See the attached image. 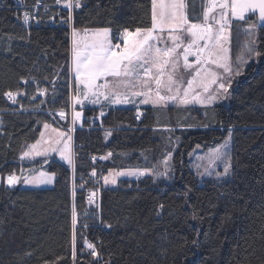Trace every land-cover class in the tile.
<instances>
[{
    "label": "trees",
    "instance_id": "16d2710c",
    "mask_svg": "<svg viewBox=\"0 0 264 264\" xmlns=\"http://www.w3.org/2000/svg\"><path fill=\"white\" fill-rule=\"evenodd\" d=\"M38 1L47 14L26 26L16 1L0 0V109L7 110L0 123V264H264V24L259 59L236 83L231 104L215 107L214 121L184 110L177 125L158 124L152 107L86 106L74 131V169L54 158L37 165L56 175L53 187H11L6 175L27 167L18 161L45 123L69 129L72 122L70 12L59 13L56 0H26ZM195 1L188 0L189 19L200 11ZM149 27L151 0H83L74 12L75 29L109 28L114 42L124 29ZM7 92L16 93L17 104ZM174 125L181 128H164ZM229 131L233 178L201 183L189 153L216 145ZM170 152L169 180L102 183L100 214L88 202L100 170L153 168ZM93 155L102 160L95 164Z\"/></svg>",
    "mask_w": 264,
    "mask_h": 264
},
{
    "label": "snow or ice",
    "instance_id": "6c2138e0",
    "mask_svg": "<svg viewBox=\"0 0 264 264\" xmlns=\"http://www.w3.org/2000/svg\"><path fill=\"white\" fill-rule=\"evenodd\" d=\"M67 7L69 9L73 7V0H67ZM75 7H80L79 0H75ZM201 9L199 14L193 12L192 19H189L188 0H151V27L137 28L134 33L124 29L121 33V42L116 44L110 39L108 28L96 29L91 35L87 30L81 35L79 30L73 28L72 71L75 73L77 85L84 86V99L96 97L91 99V103L95 104L99 103V96L103 95L111 103L121 104L131 102L129 95L143 96L145 99L142 103L151 102L155 105L167 101H178L181 104L193 101L211 104L217 99L224 98L228 93V87L223 81L227 80V84L230 85L234 75L242 74L243 64L246 63L241 55L237 57L239 63L233 66L230 55L233 21H245L247 14H256L258 22L264 23V0H202ZM24 20L27 23V13L24 14ZM256 27L257 24L253 23L245 29L249 39L245 42L244 49L249 58L261 55L259 51H255L256 41L252 38L253 29ZM164 32L168 33L166 40L161 35ZM184 38L189 39L186 46ZM161 41H164V47L158 46ZM167 41H171V46L167 45ZM180 49L182 51H179ZM190 56L195 57L193 62H189ZM181 58L183 69L192 72L191 78L186 81L187 87L177 79ZM109 77L117 81V87H123L126 91L113 90L108 81ZM101 79L105 81L103 84L98 83ZM213 86H216L215 92H212ZM101 88L106 92H101ZM136 88L146 91H132ZM162 91L169 95H161ZM77 93L74 104H82L79 87ZM5 95L15 101L16 93L7 92ZM60 115L63 117L64 113L61 112ZM80 116V112H75L73 123ZM47 127L49 125L45 124V128ZM41 135L43 136V133ZM59 135L63 138L65 134ZM68 140H71L70 136ZM39 143L40 141H37L36 144L29 146V150L25 151L21 158L47 155V149L43 152L37 150ZM55 143H63V149L52 147L50 150L59 151L61 158L74 166L69 144L62 139L56 140ZM226 145L227 141L225 145L214 150L213 160L223 158L225 153L222 152V148ZM230 167V161L225 162L224 172L217 173V176L227 175ZM54 175L41 171L35 176L21 177L13 173L8 175L7 183L9 186H14L21 180L25 184L51 183ZM104 180L105 183L116 182L114 178L109 180V177H104ZM94 195L93 193L92 196ZM92 196L89 197L90 203ZM72 223L75 227L77 223L75 208L72 212ZM87 247L92 250L93 257L97 256L93 244L88 243ZM75 255L74 247V259Z\"/></svg>",
    "mask_w": 264,
    "mask_h": 264
},
{
    "label": "rangeland",
    "instance_id": "374dc122",
    "mask_svg": "<svg viewBox=\"0 0 264 264\" xmlns=\"http://www.w3.org/2000/svg\"><path fill=\"white\" fill-rule=\"evenodd\" d=\"M193 1V0H192ZM195 1V0H194ZM200 2V11L195 10L196 14H199L201 12V5H202V0H196L194 4H198ZM251 14H247V19L245 21H239V20H234L231 28V42H230V55L232 58L233 66L235 67L239 61L237 60L238 56H243V59L246 61V63L243 64V72L239 76H233L231 84H227V80L223 81L226 86L228 87V93L225 94L224 98L217 99L213 101L211 104H201L193 101L192 103L189 104H181L178 101H167L166 103H160V104H152L150 103H142V101L145 99L143 96H131L129 95V100L131 101L130 103H121V104H113L111 103L110 100H106L103 95L99 96V103H91V99H96V97H90V99L85 100L83 97V91H84V86L77 85V82L75 80V73L72 71V61H71V75H72V105H73V110H72V117H71V125L69 129L58 126L55 124H49V127L43 128V136L41 135L40 138L37 141H40V143L37 145V150L43 152L44 150H48L47 155H34L31 157L23 158V161L26 163L24 166H27L26 168L23 167L21 169V172H19V175L17 176H35L39 172L43 171L49 174H53L49 172L46 168L43 167H37L39 163L46 164L52 159H57L60 162H63L64 164L68 165L70 168L73 165H70L68 162H65L61 158L60 152L59 151H51L50 149L52 147H56L58 149H63L64 144H56L55 141L62 139L63 141L67 142L70 146V150L73 156V164H74V158H75V143H74V131L76 129V123L78 124H83L84 122V112L81 110L82 107L86 106H102V105H110V106H115V107H136L140 112L142 111L143 108L147 107H152L155 110L156 113V120L158 124H162L165 120H170L173 123L176 124V119L177 116H179L180 113H182L184 110L188 112L189 115H192L194 117L199 118L202 116L203 119H206L209 122L214 121V109L217 105L221 103L225 104H231L232 99H233V90L235 88V85L237 82L241 81L247 71L249 70L250 66L259 59L260 56H252L249 58L247 52L244 49L245 42L249 39L248 34L246 33L245 29L248 27V25L256 23L257 27L253 29L252 32V38L255 39V51H259V31L258 27L259 24H264L261 22H258L257 18L248 20L249 16ZM74 28V27H73ZM109 29V28H108ZM80 31L81 35H84L85 30L88 31V34L91 35V33L96 30V29H78ZM110 30V29H109ZM130 32H135V30H129ZM73 32V30L71 31ZM165 40L167 39V32H164L161 34ZM72 36V33H71ZM109 37L112 40V34L111 30L109 33ZM122 40V37L117 42H113V44L120 43ZM72 41H73V36H72ZM189 42L188 38H184V45L186 46L187 43ZM167 45L171 46V41H167ZM72 46V45H71ZM160 47H164V41H161V43L158 45ZM179 51H182L180 49ZM195 57H189V62H193ZM71 60H72V52H71ZM217 71H220L219 69H216ZM191 70H184L183 69V60L181 58L180 60V69L177 72V79L180 80L183 83L184 87H187L186 81L191 78ZM110 87L118 92H125L126 89L123 87H117V81L114 80L113 78L109 77L108 78ZM105 81L103 79L99 80L98 83L103 84ZM79 87L80 93H79V98L83 101L82 104H74V98L77 97V88ZM154 88V84L152 85ZM216 86L212 87V92H215ZM101 92H106L105 89L101 88ZM132 91H146V89H132ZM46 91L43 89L41 90L38 94L43 96L45 95ZM161 95H169L167 92H161ZM154 96V93H153ZM76 107V109H75ZM75 112H80L81 116L78 120H76L75 123H73V117L75 115ZM58 117L59 113H58ZM173 126V127H164L165 129H179L181 128L180 126ZM55 130V131H54ZM60 133H64V137H60ZM231 133V135H229ZM71 137V140H68V137ZM171 137V135H170ZM36 142L29 143L25 146V149L23 153L27 150H29V146L36 144ZM227 141L226 147L222 148V152L225 153L223 158L221 159H216L213 160L212 154L215 149L220 148L222 145H225V142ZM22 157V156H21ZM173 152H170L166 155L165 158H163L159 164L153 165V168H133V169H122V170H110L108 174H105L104 177H109V180L115 179V183H105L104 178L102 179L101 183H104L106 186L112 185L116 186L121 178H141L145 177L147 175H153L156 179H164V180H169L171 177V171H172V164L171 162L173 161ZM38 161V162H37ZM230 161L231 167L229 169V172L227 175H221L217 176V173H223L224 172V167H225V162ZM189 166L193 170V172L197 175L201 183H204L205 180L212 179L215 181H223L227 179H231L234 176L235 173V164H234V139H233V132L229 131L226 137L216 145H213L211 147H204L201 145L196 146L191 152L189 153ZM74 167V166H73ZM23 170V171H22ZM104 172V171H103ZM135 172V175H130L129 173ZM143 172V175H140L139 173ZM119 173H123L122 175ZM211 173V174H209ZM99 174V173H98ZM98 176V175H97ZM56 180V175H54L52 182L51 183H45V184H25L22 182L17 183V185H22V187L26 188H48V187H53L55 184ZM3 182V176L0 174V185ZM6 185L7 179L5 181Z\"/></svg>",
    "mask_w": 264,
    "mask_h": 264
},
{
    "label": "built area",
    "instance_id": "2783aa9c",
    "mask_svg": "<svg viewBox=\"0 0 264 264\" xmlns=\"http://www.w3.org/2000/svg\"><path fill=\"white\" fill-rule=\"evenodd\" d=\"M16 1V5L21 9L22 12V21L25 23L24 20V14L27 13L28 14V21L27 23H25L26 26H29L31 24V22H33L34 20H37V18L39 17V15L42 14H47L48 11V7L46 5H44L42 2L38 1L36 4L34 5H30L26 2V0H15ZM83 0H79L80 6L82 4ZM56 6L60 9L59 13H61L62 9H68L71 15V20L69 21V25L71 28V31L73 30L74 27V12L75 10H77L78 8L75 7V0H73V7L71 9H69L67 7V0H56ZM63 21V20H62ZM60 25H62L63 23H58ZM8 98V97H7ZM9 99V98H8ZM9 101L12 104H17V99L15 97V101L10 100ZM20 110H24V108H20ZM7 110L5 109H0V123L3 120V113L6 112ZM93 162L96 164L99 162V160H102V156L99 155H93L92 157ZM20 164H26L23 159L21 158L18 161ZM15 173L16 175H19L18 172H10L6 175L5 177V181L8 177V175ZM105 173L103 172V170H100L98 176L96 177V182L95 184L97 186H95L94 188L88 189L87 194H86V198L89 202V197L92 196V194L94 193L95 195L92 196V202L91 204H94L97 207V214H100L101 212V198H102V179L104 178ZM16 185L11 186V187H16ZM90 203V202H89Z\"/></svg>",
    "mask_w": 264,
    "mask_h": 264
},
{
    "label": "crops",
    "instance_id": "0c3cea01",
    "mask_svg": "<svg viewBox=\"0 0 264 264\" xmlns=\"http://www.w3.org/2000/svg\"><path fill=\"white\" fill-rule=\"evenodd\" d=\"M82 108H83V107H82ZM61 112H63V111H60V112H59V116H60V118H61V119H64V118H65V112H63V113H64V116H63V117H61V115H60V113H61ZM49 124H51V125H52L53 123H49ZM76 124H77V125H76V127H80V126H82V124H81V123H80V124L76 123ZM65 162H67V161L65 160ZM108 186H110V187H111L112 185H108Z\"/></svg>",
    "mask_w": 264,
    "mask_h": 264
},
{
    "label": "water",
    "instance_id": "95a60500",
    "mask_svg": "<svg viewBox=\"0 0 264 264\" xmlns=\"http://www.w3.org/2000/svg\"><path fill=\"white\" fill-rule=\"evenodd\" d=\"M71 169L73 170V169H74V167L72 166V167H71Z\"/></svg>",
    "mask_w": 264,
    "mask_h": 264
}]
</instances>
